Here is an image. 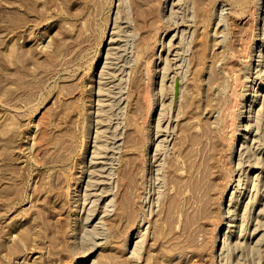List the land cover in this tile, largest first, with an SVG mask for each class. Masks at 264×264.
I'll use <instances>...</instances> for the list:
<instances>
[{
    "label": "rangeland",
    "instance_id": "obj_1",
    "mask_svg": "<svg viewBox=\"0 0 264 264\" xmlns=\"http://www.w3.org/2000/svg\"><path fill=\"white\" fill-rule=\"evenodd\" d=\"M256 10L254 0H0V264H264V98L233 163L217 178L210 168L235 128L218 135L211 115L222 38L264 36ZM256 67L264 60L246 83L263 90ZM234 178L221 209L237 226L215 245L203 212ZM111 197L126 211L109 215Z\"/></svg>",
    "mask_w": 264,
    "mask_h": 264
},
{
    "label": "bare ground",
    "instance_id": "obj_2",
    "mask_svg": "<svg viewBox=\"0 0 264 264\" xmlns=\"http://www.w3.org/2000/svg\"><path fill=\"white\" fill-rule=\"evenodd\" d=\"M168 1L169 0H166V2H168ZM238 2H240V1H238ZM254 3L257 6V10L259 12L264 13V0H254ZM230 8H231L230 11H232L233 13L238 12V9H236L233 4L230 5ZM258 11H257V14H258ZM229 13H231V12H229ZM257 18H258V16H257ZM253 20H254V18H253ZM238 24H239V22H234V25H238ZM254 25H255V23H254ZM220 31L223 32L224 30H220ZM229 33H230V37L228 39L227 38L224 39L225 37L224 38L220 37V38H222V40L224 42L222 44L224 49H221L219 51L221 53V56H219L216 60V65L220 68L218 71L219 80H218L217 84L214 86L215 107L213 108L211 115L217 122H219L221 125H223V128L218 132V135H220L223 131H225L228 128L229 123H230V125L234 124L236 129L234 128L232 130L233 137H232V140H229V142H228V139H225L222 136L219 137L215 142V149L213 152V156L211 157V161H210V168L212 170L213 178H217L220 175H222L224 168L228 167L229 164L231 165L233 163V159H235V156L237 155V151H238V149L235 148L236 145L240 146L241 149H242V147L244 148V144L247 140L246 138L248 136L250 128L252 129V127H253V126L252 127L250 126L251 121L253 120V119H251L252 118L253 105H254V103L256 104V101L258 98H260V97L264 98L263 97L264 96V89L260 90L258 87L255 86L256 84H253L250 80H247V83H246V79L249 76H247L244 72L246 68L250 69V67L253 65L255 67V65L259 66L260 64H262V62L264 60L263 59L264 53L262 52L261 49H262V46L264 45V36H262L260 34L253 36L252 34L243 33L241 31H239L238 29H235V30L232 29V30H230ZM219 34H220V32H219ZM226 35H228V34L225 33V36ZM263 35H264V33H263ZM250 38H251V42H250ZM155 55H156V51H153V56H155ZM160 57H162V54L159 51V54L157 52V60ZM153 59H154V61L147 64L146 68L148 71L154 70L153 78H156L157 69L155 67L158 66V61L156 60L155 57H153ZM256 62H258V63L256 64ZM260 67L259 68L256 67L255 69L260 70L261 69ZM262 69H264V68L262 67ZM260 71H262V70H260ZM250 73H248V75ZM262 73H264V72L262 71ZM259 74L257 72V75H259ZM255 75H256V73H255ZM255 80L256 79H254V81ZM249 82H251L252 84H249ZM262 98H261V100H262ZM263 102H264V100H263ZM263 108H264V105H263ZM217 127L218 126H216V128ZM249 138H250V136H249ZM151 141H152V138L150 137L149 142H151ZM247 147H245V149ZM250 148H251V146H250ZM246 151H248V149ZM246 151L244 150L243 152L250 153L249 151L248 152H246ZM250 151H251V149H250ZM261 152H262V150H261ZM243 155H244V153H243ZM247 155L249 156V154H247ZM248 161L250 162V160H247V164H248ZM240 163H239V166L241 167L242 163L241 164ZM252 163L254 164L255 162H252ZM250 164H251V162L249 163V165ZM255 165H256V163L254 164V166ZM262 165H263V161H262ZM256 166H258V165H256ZM236 168H235V172H234V169H232V174L234 176L236 175L235 174ZM259 168H261V167H259ZM262 171L264 173V170H262ZM245 174L247 176V173H245ZM235 181H236L235 178L229 180V182L226 184V187L224 189L222 188L223 193L216 194V195L213 194V196L210 200V207L203 212L202 221L205 224L206 229H210L213 231V238H215V245L217 244L220 237H222L223 235L226 236L229 231H234L233 227L236 228V226H237L236 223L235 224L231 223V221L229 223V221L227 219L228 214L225 215V211H223L221 209V206H222L223 202L225 201V199L228 197L229 192L231 191L232 188H235ZM241 181H242V179H241ZM238 182H239V179H238ZM247 184H245V185H247ZM247 188H248V186H247ZM245 193H246V190H243L241 192H238L237 194H234V197L231 198V201L233 204H235L236 208H238V206H240L241 201L243 200V197L246 195ZM113 197H111V199L107 200L108 203L110 202L108 205L107 213L109 215H112L115 213V215H116L118 212L126 211V209H127L126 203H123L122 201H113L112 200V199H114ZM107 201H106V203H107ZM214 202L219 203L218 209H214V206H212V204ZM232 208H233V206H232ZM237 211H239V210H237ZM234 213H235V211H234ZM232 216H234V214ZM235 216L233 218L236 219ZM224 220H226L225 223H224ZM230 220H232V219H230ZM227 228H229V229H227ZM133 233H134V230L129 234V239L127 241L128 243H129L130 238L133 235ZM234 233H236V232H234ZM232 235H233V233H232ZM227 236L229 238V235H227ZM231 244H233V242H231ZM86 260H87L86 257H81L77 261L73 262L72 264H85Z\"/></svg>",
    "mask_w": 264,
    "mask_h": 264
}]
</instances>
